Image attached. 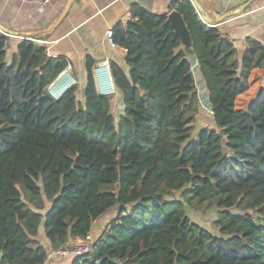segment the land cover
Returning a JSON list of instances; mask_svg holds the SVG:
<instances>
[{"label":"trees","instance_id":"16d2710c","mask_svg":"<svg viewBox=\"0 0 264 264\" xmlns=\"http://www.w3.org/2000/svg\"><path fill=\"white\" fill-rule=\"evenodd\" d=\"M169 9L189 32L214 122L195 137L199 99L167 14L132 4L112 28L127 67L109 64L116 123L91 58L83 103L75 85L54 100L47 88L66 58L22 40L7 59L0 34V264H44L112 209L93 253L71 264H264V47L247 39L238 59L189 0ZM186 207L217 212L219 236Z\"/></svg>","mask_w":264,"mask_h":264},{"label":"crops","instance_id":"0c3cea01","mask_svg":"<svg viewBox=\"0 0 264 264\" xmlns=\"http://www.w3.org/2000/svg\"><path fill=\"white\" fill-rule=\"evenodd\" d=\"M173 0H0V27L8 37L7 54L16 52L19 42L27 40L45 47L49 57L64 56L74 71L83 92L86 60L93 68L102 62L114 63L127 73L125 51L111 47L105 33L129 20L130 6L137 4L154 14H168ZM204 20L214 25L236 49L240 59L246 40L264 47V0H195ZM63 18L59 21L61 15ZM59 21V22H58ZM182 46V45H181ZM183 49V47H182ZM195 61V58H191ZM196 63V61H195ZM197 64V63H196ZM121 105V95L115 93ZM208 97V95H207ZM77 98V97H76ZM111 99V98H110ZM102 217L92 226L94 239L101 235L111 218ZM94 225H96L94 227ZM37 241L48 248L42 226ZM73 240H69L71 242ZM72 257H51L44 264H71Z\"/></svg>","mask_w":264,"mask_h":264},{"label":"rangeland","instance_id":"374dc122","mask_svg":"<svg viewBox=\"0 0 264 264\" xmlns=\"http://www.w3.org/2000/svg\"><path fill=\"white\" fill-rule=\"evenodd\" d=\"M7 57H8L7 59H9L10 56L8 55ZM189 60L191 64V72L194 78L196 92H197L198 99H199V109L196 115L195 123L192 126L193 127L192 136L195 137L197 132L201 129H204V128L208 130L214 129V122L212 119L211 110H210V106L208 103L207 91L205 89L204 81L200 74L199 68L197 64L195 63V61L191 60L190 57H189ZM70 75L73 78V83L70 86H74V85L76 86L77 88L76 97H77V100H79L80 103L82 104L83 103V89L82 87L80 88V86L78 85L77 77L74 71L70 72ZM109 98H111V102H112L110 113L114 117L115 123H116L121 113L120 103L115 94ZM174 197L179 198L180 197L179 192L174 193ZM113 214H115L114 209L108 211L102 217V219L98 221V223L103 221L105 218H109L113 216ZM186 214L192 222L198 224L200 227L206 229L212 234L219 236L217 230L214 228V222L217 218V212L208 211V210H194L193 208L186 207ZM95 226L96 225H94V227Z\"/></svg>","mask_w":264,"mask_h":264},{"label":"built area","instance_id":"2783aa9c","mask_svg":"<svg viewBox=\"0 0 264 264\" xmlns=\"http://www.w3.org/2000/svg\"><path fill=\"white\" fill-rule=\"evenodd\" d=\"M192 6H193V4H192ZM196 13H197V15H198V17L201 20L203 25H205L207 27H214V25H211V24L207 23L204 19H202V17L199 15V13L197 11H196ZM129 19H131L130 15H129ZM0 34L5 35V33L1 29H0ZM105 37H106L107 43L111 47L117 46L113 42V39H112V37H113L112 29H108L106 31ZM70 72H71V67L68 64L66 66V68L57 76V78L48 86L47 93L49 94V96L52 99L56 100L60 97V95L55 96V94L52 92V88H53L54 84L57 82V80L64 73H67L68 77L72 80V83H73V78L70 75ZM92 75H93L94 86H95V89H96V92L98 95L104 96V97H112L115 94V89H114V86H113V83L111 80L108 62L105 61V62H102L99 65L95 66V68H93ZM105 77H107L108 81H109V89L108 90H106V89L104 90V88L102 86V81H104ZM94 240L95 239L90 234H88L84 239H74L71 242H67V243L63 244L58 249L50 251L48 254V258H51V257H73L74 258V257L92 254L93 250H94Z\"/></svg>","mask_w":264,"mask_h":264},{"label":"water","instance_id":"95a60500","mask_svg":"<svg viewBox=\"0 0 264 264\" xmlns=\"http://www.w3.org/2000/svg\"><path fill=\"white\" fill-rule=\"evenodd\" d=\"M190 2L193 4L195 10L199 13V15L202 17V19H204L203 16H202L201 10H200L198 4L196 3V1L195 0H190ZM64 14H65V12H63V14L61 15L59 21L63 18ZM167 20L170 23L174 33L179 37L181 45L183 47V50L185 51L187 56L190 57V58H194L190 35H189V32H188V30H187V28L185 26V23H184L181 15L177 11L172 10V11L168 12ZM0 29L2 30L1 27H0ZM4 33L6 34V32H4Z\"/></svg>","mask_w":264,"mask_h":264},{"label":"bare ground","instance_id":"6f19581e","mask_svg":"<svg viewBox=\"0 0 264 264\" xmlns=\"http://www.w3.org/2000/svg\"><path fill=\"white\" fill-rule=\"evenodd\" d=\"M71 83L72 80L68 77L67 73H64L54 84L52 92L55 94V96H59L70 86ZM102 86L104 90L109 89V81L107 77H105L104 81H102Z\"/></svg>","mask_w":264,"mask_h":264}]
</instances>
